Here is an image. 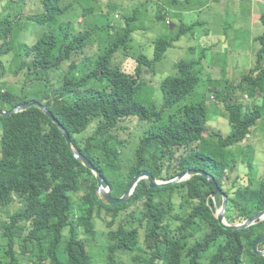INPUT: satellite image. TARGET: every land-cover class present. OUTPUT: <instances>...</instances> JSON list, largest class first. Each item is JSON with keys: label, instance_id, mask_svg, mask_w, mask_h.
<instances>
[{"label": "clouds", "instance_id": "clouds-1", "mask_svg": "<svg viewBox=\"0 0 264 264\" xmlns=\"http://www.w3.org/2000/svg\"><path fill=\"white\" fill-rule=\"evenodd\" d=\"M87 2L60 0L57 11L43 0H0V14H6L0 28V50L13 56L15 65L8 71L7 83L0 81V264H264V0H199L194 7L190 0L104 1V9L110 3L120 4L140 19L135 23L143 26L146 35L144 15L155 6L157 20L173 32L170 38L176 41L175 48L169 52L175 50L177 60L166 67L161 64L159 77H145L148 84L140 91L141 103L148 107L156 103L163 110L167 92L161 88L162 74L174 75V66L181 60L192 62L197 69L202 67L203 74L215 76L219 88H225L216 97L209 92L212 83L202 79L206 86L202 89L209 96L205 100L208 110H202L199 103L176 105L167 96L166 113L175 124L172 129L191 147L175 148L170 166L157 176L143 165L149 157L137 156L136 149L109 157L104 148L92 159L73 140L85 147V141L94 139V146L100 136L91 129L71 137L63 123L38 101L27 97L28 101L19 105L1 106L15 89L22 88L20 93L26 96L36 90H56L52 84L57 80L65 83L75 63L69 59L60 62L61 51L54 50L45 63L42 47L35 48L41 41L56 50L75 43L87 54L95 53L97 44L90 40L92 29L82 8L77 18L69 14L57 18L59 12ZM215 6L218 9L214 11ZM220 11L225 14L224 21H216ZM194 13L205 17L193 20ZM116 18L123 22L121 15ZM87 20L92 24L90 18ZM20 52L25 61L16 57ZM113 65L115 72L138 80L136 60L117 54ZM91 89L94 93H88ZM73 91L98 96L110 94L112 89L104 79L94 87ZM32 103L44 106L53 118L37 106L21 108ZM32 108L40 109L63 135L68 134L79 151L75 156L64 135L73 160L55 165L49 161V152L41 158L47 140L38 147L24 138L28 128L20 117ZM136 121L140 122L138 117ZM129 133L115 135L126 140ZM191 133L195 136L190 137ZM14 149L21 153L20 165L12 162L16 157L10 152ZM194 152L198 153L196 158ZM185 162L192 165H186V170L178 167ZM169 169V178H161ZM197 176L212 187L210 196L189 200L186 206L194 216L190 220L187 215L175 214L180 224L168 231V236L157 231L155 218L161 219L152 206L158 191L195 183ZM234 201L242 213V219L235 223L230 221ZM176 202L180 204L179 199ZM48 203L54 205L52 218L41 212ZM169 219L174 221L175 216ZM221 229L253 231L256 238L246 241Z\"/></svg>", "mask_w": 264, "mask_h": 264}, {"label": "trees", "instance_id": "trees-1", "mask_svg": "<svg viewBox=\"0 0 264 264\" xmlns=\"http://www.w3.org/2000/svg\"><path fill=\"white\" fill-rule=\"evenodd\" d=\"M104 1L88 0L86 5L79 4L75 9L71 6L57 15V18L59 15L65 17L66 14L77 18L79 16L78 10L82 8L86 23L92 29L90 40L93 44H97L95 53L87 54L83 46H75V43L64 44L60 50H56L54 46L46 47L44 45L45 42L41 41L35 48L42 47L46 54L45 63H48L52 50L56 53L61 51L60 62L65 59V63H67L66 59H69L75 63L72 67L70 66L65 83L57 80L52 84L56 90L47 92L46 89H42V91L36 90L33 93H24L26 96L20 93L22 91L21 88V91L16 90V93L7 94L11 99H3L1 106L6 109L9 105H19L28 101L27 97L38 101L52 111L54 116L66 127L71 137L76 134H83L91 129L95 135L100 136L94 146H91V143L95 141L94 139L89 138L88 141H85L87 142L85 147L81 146L79 141L73 140L76 146L81 148L82 152L92 159H94V156L98 157L102 152L101 149L103 150L104 148L106 150L105 154L109 157L112 154L121 157L127 152H131V149H136L135 154L137 156L142 154L145 157H149L143 162V165L157 176L163 169L170 166V160L174 155L175 148H180L181 146L191 147V145L183 142L175 134V129H172L175 124L171 121V116L166 113L167 96L169 95V98L176 105L187 103L195 106L199 103L202 110L203 107L208 110L205 100L209 96L207 95V90L202 89L206 87L202 79L212 83L209 92L215 93L216 97L223 94L225 88H219L216 84L217 79H215L216 81L214 80L215 76L206 72L203 74L201 72L202 67L197 69L192 62L181 60L174 66L176 71L174 75L162 74L164 81L161 83V88L165 94L167 92V96L164 97L163 110H159L156 103L152 107L141 103L139 101L140 91L148 84L145 77L149 75L159 77V67L161 64L163 65L169 50L175 48L176 41L168 36H163V39H157L153 43L155 34L144 35L142 32L144 31L143 26L138 27L135 23L140 21V19L134 18L127 13L128 10L120 4L110 3L108 9H104ZM43 2L49 9L54 8L58 11L60 0H43ZM117 14L121 15L123 22L117 20ZM88 18L91 19L92 24L87 20ZM5 20L6 14H0V28ZM143 38L144 40L142 41ZM135 47H139V49ZM78 48L80 49L79 51H77ZM133 50H136V52L133 53ZM117 54L126 56V60L132 59L138 62L136 73L139 76L138 80H140V83L134 78L125 74L122 76L114 71L116 67H114L113 61ZM16 57L25 61L22 52L16 54ZM13 61V56L3 55L0 50V65L3 70L0 73V81L2 83H7L5 79L8 76V71H13L15 68ZM37 66L43 69L49 68L46 65ZM16 75H19V73L16 72ZM32 77L33 75H28V78ZM104 79L109 81L112 89L110 94L104 92L98 96L92 94L85 96L81 91H73L83 86L94 87ZM205 83L209 85L207 82ZM228 84L229 81H225V85L227 86ZM88 93H94V90L91 89ZM136 117L141 122L136 121L140 124L137 130H140L137 135H133L135 132L130 130L126 124L135 122ZM20 119L23 121L25 128H28L24 138L33 140L38 147L42 145L41 142L47 140V144L43 143L45 148L41 149V158L44 153L49 152V161L58 166L66 163L65 159L73 160L63 133L58 130L44 112L38 108H32L23 114ZM128 130L131 133L128 134L126 140L115 135V132ZM193 136H195L194 133H191L190 137ZM44 137H47V139ZM194 155L196 158L198 153L194 152ZM10 156L16 157L12 159L13 164H21L18 157L21 156L19 150H12ZM186 165L191 166L192 164L185 162L178 167L186 170ZM218 168L213 167L212 169L217 170ZM170 169L161 178H169L168 172ZM37 175L39 178L38 170ZM193 180L195 183L170 186L158 191L152 206L153 209L159 211L158 214L161 219L155 218L157 231L160 230L168 236V231H172L180 224L175 214L187 215L190 220L194 216L186 206L189 200L195 201L210 196L213 189L203 177L197 176ZM146 186L149 188L148 183ZM178 199L180 204L176 202ZM234 205L233 214L230 217V221L233 223L242 219V213L237 209L238 204H236V201H234ZM203 211L204 208L202 207L201 212ZM41 212L45 218H52L54 205L48 203ZM172 215L175 216L174 221L169 219V216ZM221 230L246 241H254L256 238V234L253 231L233 232ZM71 261H73L72 258Z\"/></svg>", "mask_w": 264, "mask_h": 264}, {"label": "rangeland", "instance_id": "rangeland-1", "mask_svg": "<svg viewBox=\"0 0 264 264\" xmlns=\"http://www.w3.org/2000/svg\"><path fill=\"white\" fill-rule=\"evenodd\" d=\"M199 0H190V6L194 7L196 3H198ZM155 8L154 9H150V10H147L146 14L144 15V20H145V24H146V28H147V35H153V34H157L153 43L155 42V40H157L159 37H163V36H172L173 32L168 28V27H165L164 24L162 22H159L157 20V16H156V13H157V10H156V7L153 6ZM218 9V7L215 6V9L214 11ZM221 14H219L218 16H216V21L218 20H225V14L222 13L220 11ZM198 17H205V15H201V14H198V13H194L193 14V20H196V18ZM176 18H179V16L177 15ZM146 35V33L144 34ZM144 40V38L142 39V41ZM153 45V44H152ZM150 53V52H149ZM177 60V56H176V51L175 50H171L164 62H163V66L165 65H170L172 62H176ZM162 71V67L159 69ZM172 70H174L172 68ZM237 76V74H236ZM15 93H16V89H15ZM158 94V92H157ZM145 97H147V95H145ZM130 130H133L135 133L137 132V128L139 127L138 123L137 122H130V123H127L126 124ZM138 134V133H137ZM2 159L1 155H0V160Z\"/></svg>", "mask_w": 264, "mask_h": 264}, {"label": "water", "instance_id": "water-1", "mask_svg": "<svg viewBox=\"0 0 264 264\" xmlns=\"http://www.w3.org/2000/svg\"><path fill=\"white\" fill-rule=\"evenodd\" d=\"M32 106H37L38 108L43 109V110H44V111H45V112H46L51 118H53L51 112H49L44 106H42V105H40V104L32 103V104H29V105H24V106H22L21 108H22V109H28V108H31ZM64 135L66 136V138H67V140H68V143H69V145H70V147H71L72 152L75 154V156H77L78 153H79V151H77L75 148H73V146H72V144H71V142H70V140H69V138H68V134H67L66 132H64ZM152 184L154 185V181L152 182ZM226 206H227V204H226V202H225V203H224V208H225V209H226ZM223 218H224V215L222 214V215L220 216V220L223 221ZM228 228L236 229V227H231V226H228Z\"/></svg>", "mask_w": 264, "mask_h": 264}]
</instances>
